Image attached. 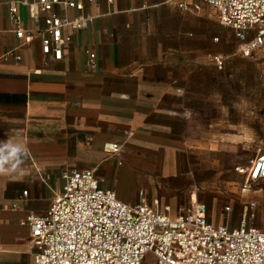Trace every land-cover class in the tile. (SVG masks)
Returning <instances> with one entry per match:
<instances>
[{"label": "crops", "instance_id": "0c3cea01", "mask_svg": "<svg viewBox=\"0 0 264 264\" xmlns=\"http://www.w3.org/2000/svg\"><path fill=\"white\" fill-rule=\"evenodd\" d=\"M80 1L81 11L56 8L90 19L84 29H64L56 60L42 52L40 37L16 36L10 5L27 33L44 27L43 15L34 19L22 0H0V141L27 150L15 171L0 174V264H36L27 219L47 211L68 169L94 170L100 186L126 203H139L144 190L151 206L170 205L174 217L193 200L173 192L169 178L185 152V121H200L202 71L215 74V58L227 51L217 41V12L204 0H189L199 11H183L175 0ZM111 142L122 151L107 153ZM263 198L264 190L252 191L244 206ZM232 211L225 205L218 223L209 211L210 222L237 227L243 213L237 222ZM255 225L264 230V213Z\"/></svg>", "mask_w": 264, "mask_h": 264}, {"label": "built area", "instance_id": "2783aa9c", "mask_svg": "<svg viewBox=\"0 0 264 264\" xmlns=\"http://www.w3.org/2000/svg\"><path fill=\"white\" fill-rule=\"evenodd\" d=\"M175 1L183 11L201 9L199 2ZM204 1L217 12L220 24L234 31L243 56L250 57L264 46V0ZM22 2L29 5L34 19L43 15L44 27L27 33L13 3L10 12L16 36L26 42L40 37L42 52L56 60L64 55V29L81 30L90 21L88 17L71 19L56 10L81 11L80 0ZM88 54V68L93 69L95 53ZM215 60L222 67L223 58ZM104 150L118 154L122 144L106 143ZM62 178V190L47 211L27 219L36 264H145L151 261L148 256L154 258L153 264H264V230L253 222L255 202L246 204L239 225L230 227L227 220L212 224L207 205L196 199L174 217L170 205L161 207L155 201L151 206L144 190L137 204L120 200L115 191L100 186L92 169H68ZM262 178L264 151L248 168L247 181ZM244 187L249 188L248 184ZM224 210L228 213L231 207Z\"/></svg>", "mask_w": 264, "mask_h": 264}, {"label": "rangeland", "instance_id": "374dc122", "mask_svg": "<svg viewBox=\"0 0 264 264\" xmlns=\"http://www.w3.org/2000/svg\"><path fill=\"white\" fill-rule=\"evenodd\" d=\"M217 31L218 44L227 50L224 63L210 76L202 71L200 121H185V152H178L179 172L169 180L173 192L184 197L196 194L206 203L216 223L227 204L238 222L244 203L251 200L247 195L264 190V180L247 181L249 166L264 151V46L256 56L245 57L232 29L218 22ZM246 184L250 191L244 192ZM257 203L254 224L264 213V198ZM148 259L152 262L145 264H153L154 258Z\"/></svg>", "mask_w": 264, "mask_h": 264}, {"label": "clouds", "instance_id": "9594fccd", "mask_svg": "<svg viewBox=\"0 0 264 264\" xmlns=\"http://www.w3.org/2000/svg\"><path fill=\"white\" fill-rule=\"evenodd\" d=\"M26 155L27 150L23 145L11 139L0 141V174L15 171L16 168L11 166L13 162L18 166L22 162L21 158Z\"/></svg>", "mask_w": 264, "mask_h": 264}, {"label": "bare ground", "instance_id": "6f19581e", "mask_svg": "<svg viewBox=\"0 0 264 264\" xmlns=\"http://www.w3.org/2000/svg\"><path fill=\"white\" fill-rule=\"evenodd\" d=\"M193 199H196V194L193 195Z\"/></svg>", "mask_w": 264, "mask_h": 264}]
</instances>
